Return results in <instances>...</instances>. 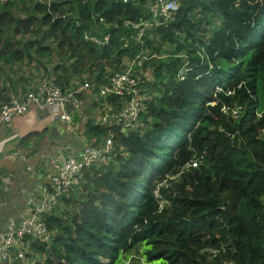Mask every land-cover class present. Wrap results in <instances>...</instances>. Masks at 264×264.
<instances>
[{
    "label": "trees",
    "instance_id": "1",
    "mask_svg": "<svg viewBox=\"0 0 264 264\" xmlns=\"http://www.w3.org/2000/svg\"><path fill=\"white\" fill-rule=\"evenodd\" d=\"M19 1L0 3V62L43 56L51 40L61 63L49 82L63 92L108 85L137 54L172 50L143 65L161 93L144 127L116 129L109 166L87 171L44 216L50 246L31 243L25 261L6 264H264V0H178L173 22L143 45L135 27L153 0H23L33 10L19 9L23 22L11 15ZM185 54L191 71L178 83ZM87 133L100 141L109 129Z\"/></svg>",
    "mask_w": 264,
    "mask_h": 264
},
{
    "label": "built area",
    "instance_id": "2",
    "mask_svg": "<svg viewBox=\"0 0 264 264\" xmlns=\"http://www.w3.org/2000/svg\"><path fill=\"white\" fill-rule=\"evenodd\" d=\"M123 1L126 2V0ZM178 11V0H153L148 11L149 19L135 27L138 30L136 42L141 43L144 33L148 30L167 28ZM52 19L53 21L65 20L66 16H53ZM86 39L89 40L88 37ZM90 41L97 43L95 37L90 38ZM108 42L109 38L106 36L102 45ZM166 53L164 50L159 54L147 51L137 54L126 63L125 71L112 76L110 83L105 86L82 82L73 90L63 92L47 80L40 86L38 93H27L24 99L14 98L0 108V126H8L13 118L27 114L32 108L58 109L62 119L70 122L67 107L78 104L77 97L87 91L97 93L99 100L103 101L112 97L116 101L101 105L98 111L97 124L109 129L106 138L100 141L95 140L94 143L89 142L79 156L62 152L53 159L52 191L40 187L39 197L27 202L23 217L18 222L13 219L9 221L0 240V264L25 261V256L30 253L29 244L31 243L50 246L53 242V234L48 232L44 216L58 206L60 198L67 191L76 189L84 182L87 171L93 167L109 166L117 153V145L114 141L116 129L121 135L127 136L144 127L142 116L147 112L148 105L161 93L154 89L156 79L150 66L145 68L151 69L150 72L142 76L140 74L145 70L144 64H150L153 60L169 59L170 56ZM175 58L184 62L175 75V80L179 83L185 81L191 68L188 55ZM195 166L196 164L192 163L188 164L187 168Z\"/></svg>",
    "mask_w": 264,
    "mask_h": 264
},
{
    "label": "crops",
    "instance_id": "3",
    "mask_svg": "<svg viewBox=\"0 0 264 264\" xmlns=\"http://www.w3.org/2000/svg\"><path fill=\"white\" fill-rule=\"evenodd\" d=\"M10 6L11 15L22 18L17 21L29 18L28 12L19 11L22 7L28 8L29 3L20 0ZM33 17L35 24L29 26V31L39 25V14ZM46 41L43 46L46 51L49 47L46 55L42 51L43 56H36L34 50L29 60L0 62V108L14 98L24 99L27 93H38L40 86L52 78L61 59L52 57L51 51L56 45L51 40ZM37 46L35 43L34 48ZM77 101L78 104L66 109L70 122L62 119L58 109L45 112L32 108L27 114L13 118L8 126H0V175L3 182L7 181L0 191V240L9 221L18 222L25 213L27 202L39 197L40 187L52 191L53 159L62 152L79 156L89 143L87 129L98 125L102 100L97 93L87 91L79 95Z\"/></svg>",
    "mask_w": 264,
    "mask_h": 264
},
{
    "label": "rangeland",
    "instance_id": "4",
    "mask_svg": "<svg viewBox=\"0 0 264 264\" xmlns=\"http://www.w3.org/2000/svg\"><path fill=\"white\" fill-rule=\"evenodd\" d=\"M2 2V1H1ZM22 9H24L25 11H27V9L28 8H26V7H22ZM21 9V10H22ZM17 14V13H16ZM18 15V14H17ZM17 19H22V18H17ZM171 50L172 49H170V47L168 48V50H167V53L166 54H168V53H170L171 52ZM171 54V53H170ZM166 60H168L167 58H166ZM150 70L151 69H145V70H143V72H141V74H140V76H142V75H144L145 73H147V72H150ZM89 142L90 143H94V141L93 140H89ZM2 174L0 175V180L2 181ZM2 185H1V187H2V190H3V184L4 185H6L7 184V181H6V179H5V181L3 182L2 181V183H1ZM82 193H85V190H83V188L81 189V190H78L77 192H76V195L77 196H79L80 194H82ZM82 197V196H81ZM63 206H62V204L60 203L59 204V208L61 209ZM62 210V209H61ZM60 210V211H61ZM31 253H32V255H30V258H35L36 260H38V261H41L42 260V256H41V254L39 253V254H36V253H34V251H32L31 250ZM34 254V255H33ZM117 264H121V261L120 262H118Z\"/></svg>",
    "mask_w": 264,
    "mask_h": 264
},
{
    "label": "water",
    "instance_id": "5",
    "mask_svg": "<svg viewBox=\"0 0 264 264\" xmlns=\"http://www.w3.org/2000/svg\"><path fill=\"white\" fill-rule=\"evenodd\" d=\"M44 111L46 112V111H49V110L45 109Z\"/></svg>",
    "mask_w": 264,
    "mask_h": 264
},
{
    "label": "clouds",
    "instance_id": "6",
    "mask_svg": "<svg viewBox=\"0 0 264 264\" xmlns=\"http://www.w3.org/2000/svg\"><path fill=\"white\" fill-rule=\"evenodd\" d=\"M218 91V89H216Z\"/></svg>",
    "mask_w": 264,
    "mask_h": 264
}]
</instances>
